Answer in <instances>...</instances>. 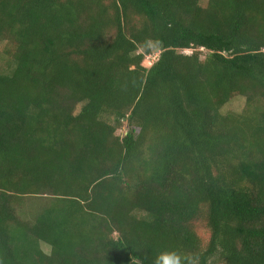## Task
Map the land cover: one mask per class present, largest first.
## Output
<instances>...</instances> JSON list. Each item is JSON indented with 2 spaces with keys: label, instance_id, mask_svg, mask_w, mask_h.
<instances>
[{
  "label": "trees",
  "instance_id": "obj_1",
  "mask_svg": "<svg viewBox=\"0 0 264 264\" xmlns=\"http://www.w3.org/2000/svg\"><path fill=\"white\" fill-rule=\"evenodd\" d=\"M0 60V264H264V0H0Z\"/></svg>",
  "mask_w": 264,
  "mask_h": 264
},
{
  "label": "rangeland",
  "instance_id": "obj_2",
  "mask_svg": "<svg viewBox=\"0 0 264 264\" xmlns=\"http://www.w3.org/2000/svg\"><path fill=\"white\" fill-rule=\"evenodd\" d=\"M186 53L188 54L190 52L187 51ZM157 57H158V52L153 50L151 55L146 57L143 65L145 67H150L157 60ZM0 65H3L1 60H0ZM242 107H243V99H236L230 102L228 105H226L223 108L222 112L225 114L230 112H238L241 110ZM36 209H37L36 204L28 203L27 206H25L24 214L22 215V217L32 218V215L35 213Z\"/></svg>",
  "mask_w": 264,
  "mask_h": 264
}]
</instances>
